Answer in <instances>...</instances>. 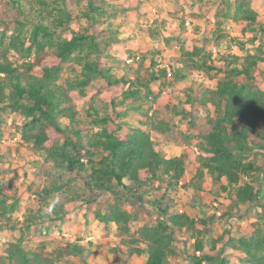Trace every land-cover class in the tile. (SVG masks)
I'll return each instance as SVG.
<instances>
[{
  "label": "trees",
  "instance_id": "1",
  "mask_svg": "<svg viewBox=\"0 0 264 264\" xmlns=\"http://www.w3.org/2000/svg\"><path fill=\"white\" fill-rule=\"evenodd\" d=\"M201 2L207 12L198 17L208 13L218 30L228 18L239 25L242 38L235 41L243 55L222 53L224 65L212 55L202 56L201 48L187 47L179 40L184 59L177 61L190 62L187 67L192 73L204 70L210 84L197 82L189 87L177 109V104L165 103L161 91L153 87L167 76L166 67L158 62L159 51L154 54L145 48L138 54L118 36L100 41L90 32L95 24L91 14H103L104 7L90 3L89 12L82 13L84 25L76 29L74 24H81L82 19L74 14L69 0H0V137L4 114L21 116L17 139L52 161L53 180L41 191L43 205L37 213H24L19 220L13 216L20 212V198L0 181V230L20 232L19 237L1 244L0 264H75L72 257L91 254L95 258L105 253L103 245L97 247L92 240L59 242L51 250L43 243L33 247L28 241L41 223L62 220L74 210V191L58 183L65 171L70 175L68 182L77 178L83 183L80 187L97 193L83 202L93 206L92 214L105 227L115 226L119 240L113 252L128 248L131 256H146L145 264L174 263L177 229L192 231L196 250H204L207 217L171 211L163 201L170 200L168 192L180 182L189 190L209 191L211 177L221 183L224 193L233 188L223 217L254 203L260 210L249 233L235 237L224 230L213 240V248L215 243L222 245L220 251L214 255L194 251L192 264H264V193L254 185L255 172L262 170L250 158L253 151L264 152V47H247L258 34L264 36V15L252 0ZM159 36L160 31L151 27L150 37ZM109 40L112 45L103 44ZM68 65L75 74L64 76ZM116 66H122V75L114 71ZM174 74L180 82L187 78L180 69ZM195 108L205 111L209 123L203 131L196 121L190 122L199 140L198 152L186 147L179 155H164L155 141L177 128L168 119L169 112L174 110L181 120L190 119ZM133 109H142L137 126L120 125L119 119L124 122ZM190 166L192 176L188 175ZM152 190L159 197L152 207L161 213V220L156 224L137 221L125 206L126 199L146 201ZM104 193L113 200L104 208L97 207V197ZM48 208L50 213H46ZM226 251L232 252L229 257Z\"/></svg>",
  "mask_w": 264,
  "mask_h": 264
},
{
  "label": "rangeland",
  "instance_id": "2",
  "mask_svg": "<svg viewBox=\"0 0 264 264\" xmlns=\"http://www.w3.org/2000/svg\"><path fill=\"white\" fill-rule=\"evenodd\" d=\"M192 1L69 0V5L74 14L82 19L81 24H74L76 29H80V25H84L83 21L86 18L82 13L89 12L90 3H92L94 6H101L106 9L103 14L99 11L91 14V16H94L95 24L89 27L90 32L99 36L100 41L115 35L122 40L123 44L133 47L138 54L145 48L154 54L159 51L162 63L168 65L173 74L155 81L153 87L161 91L160 95L165 103H169L170 106L175 103L177 109H180L181 104L179 102H182V99L179 98H184L189 87L197 82L210 84V81L207 79L204 70H197L192 73L187 67V65H191L190 62L183 64L177 61L178 57L184 59L181 55L182 49L179 40L187 47L197 46L201 48L202 56L212 55V48L217 47L218 54L215 59H219L224 65L225 62L220 58L222 53L230 52L243 55L235 41V39H238L237 37L242 38L239 35V25L227 30L225 25L230 22L228 18L223 21L218 30L215 19L208 20V13H205L203 17H198V13L207 12L206 4L196 0L197 4L195 5ZM252 2L253 7L261 15H264V0H252ZM188 21L189 24H187ZM87 23H90V21L87 20ZM151 27L160 31L158 39L150 37ZM166 37L170 39L168 42L164 39ZM103 44L112 45L113 43L109 40ZM259 45L264 47V36H260V34H258L256 41L247 43V47L251 49ZM115 55L119 54L115 52ZM121 67H114V71L118 75L123 74ZM178 69L182 74L187 75V78L181 82L177 80V76L174 74ZM63 74L64 76L74 75L73 67L66 66ZM175 92H178L179 96H176ZM168 95H170L169 98ZM170 98L171 100H169ZM140 111L142 109L131 110L125 117L126 120L123 122L122 119H119L120 122L118 121V123L125 127L137 126ZM205 117V111L198 108L194 109L190 119L183 120H181V115H177L174 110L170 111L168 119H172L177 128L171 134L156 139V148L166 156H173L176 155L175 153H182L186 147L192 149L194 146L198 147L199 140L194 135V129L191 128L190 122L196 121L198 127H201L203 131H207L209 123ZM21 122V116L7 111L4 114L3 133L0 137V181L9 189L10 194H16L20 198V212L13 216L18 220L22 219L24 213H37V210L43 205L39 197L41 191L44 187L51 186L53 183L50 175L52 161L48 160L44 153L35 151L31 144L17 139V130ZM250 158L261 167L262 171L255 172L258 179H254V185L257 189H261V194H263L264 152L253 151ZM261 172L262 176L259 178ZM193 174L194 169L190 166L188 175L192 176ZM69 176L68 171L62 172V180H59L58 183L63 188L74 191L75 196L71 202V207H74V210L62 220L55 219L41 223L39 231H35L36 234L28 235L30 245L34 247L36 244L43 243L47 250H51L59 242L79 239L81 241L92 240L97 247L103 245L105 253L99 254L95 258H92L91 254L82 258L72 257L75 264H145L146 256H138L135 253L131 256L127 250L128 248H117V251L113 252L112 249L116 247L119 240L115 226L105 227L92 214L93 206L89 208L83 202L88 197H96L97 193L85 189L84 186L80 187L83 183L77 178L72 182H68ZM243 179H246V177ZM208 181L210 190L200 192L189 190L180 182L168 192L170 200L163 201V203H169L171 211L183 208L184 211L192 213L197 218L207 217L209 231L206 235L207 242L204 244V250L214 255L220 251L222 245L215 243V248H213V240L220 236L224 230H229L235 237L249 233L251 224L257 220L260 208L257 203L251 206L244 205L236 209L231 217H223L222 213L228 209L229 204L226 200L232 194L233 188L224 193L221 190L220 182L213 181L211 177H208ZM224 183L226 184L225 181H223ZM157 195L152 190L145 198L146 201H138L130 196L126 199L125 206L133 211L137 221L156 224L162 217L161 213L157 209L153 210L152 207V201L159 200ZM112 200L113 197L110 194H101L96 200L97 207L104 208ZM175 235L173 264H192L191 256L194 251H196V255H201L204 250H196L197 241L192 231L184 228L177 229ZM19 236V230H0V248L4 241ZM96 246L95 248H97ZM230 252H227V257L232 253Z\"/></svg>",
  "mask_w": 264,
  "mask_h": 264
},
{
  "label": "built area",
  "instance_id": "3",
  "mask_svg": "<svg viewBox=\"0 0 264 264\" xmlns=\"http://www.w3.org/2000/svg\"><path fill=\"white\" fill-rule=\"evenodd\" d=\"M187 24H189V21L187 22ZM225 27H226L227 30H231L232 28L237 27V24L235 22H233V21H230V22L226 23ZM217 54H218V49H217V47L214 46L212 48V57H216ZM158 62H159V64H160L161 67H166L167 75L168 76H171L172 75L171 74L172 73L171 72V68L168 65L163 64L162 63V59H160V57L158 58ZM193 148H194V150L196 152H198V148L196 146H194ZM178 211L179 212H184L183 208H180Z\"/></svg>",
  "mask_w": 264,
  "mask_h": 264
},
{
  "label": "clouds",
  "instance_id": "4",
  "mask_svg": "<svg viewBox=\"0 0 264 264\" xmlns=\"http://www.w3.org/2000/svg\"><path fill=\"white\" fill-rule=\"evenodd\" d=\"M52 211L51 208L46 209V213H50Z\"/></svg>",
  "mask_w": 264,
  "mask_h": 264
},
{
  "label": "crops",
  "instance_id": "5",
  "mask_svg": "<svg viewBox=\"0 0 264 264\" xmlns=\"http://www.w3.org/2000/svg\"><path fill=\"white\" fill-rule=\"evenodd\" d=\"M176 155H179V154H181V153H175ZM174 156V155H173ZM187 212V211H186Z\"/></svg>",
  "mask_w": 264,
  "mask_h": 264
}]
</instances>
